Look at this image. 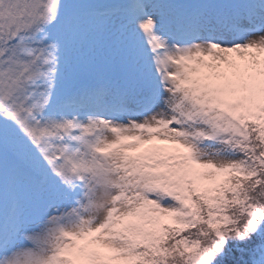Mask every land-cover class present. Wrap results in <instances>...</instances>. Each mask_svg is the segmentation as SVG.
Returning a JSON list of instances; mask_svg holds the SVG:
<instances>
[{"label": "snow or ice", "instance_id": "snow-or-ice-1", "mask_svg": "<svg viewBox=\"0 0 264 264\" xmlns=\"http://www.w3.org/2000/svg\"><path fill=\"white\" fill-rule=\"evenodd\" d=\"M0 264H264V0H0Z\"/></svg>", "mask_w": 264, "mask_h": 264}]
</instances>
